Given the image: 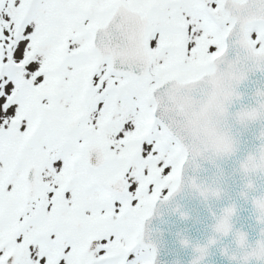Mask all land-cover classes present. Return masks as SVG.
Listing matches in <instances>:
<instances>
[{
    "label": "snow or ice",
    "instance_id": "6c2138e0",
    "mask_svg": "<svg viewBox=\"0 0 264 264\" xmlns=\"http://www.w3.org/2000/svg\"><path fill=\"white\" fill-rule=\"evenodd\" d=\"M0 264H264V0H0Z\"/></svg>",
    "mask_w": 264,
    "mask_h": 264
}]
</instances>
